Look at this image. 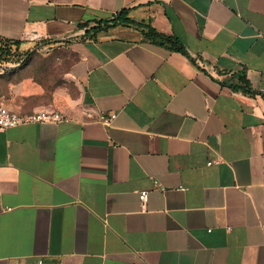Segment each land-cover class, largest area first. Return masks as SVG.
Returning <instances> with one entry per match:
<instances>
[{
	"label": "crops",
	"instance_id": "1",
	"mask_svg": "<svg viewBox=\"0 0 264 264\" xmlns=\"http://www.w3.org/2000/svg\"><path fill=\"white\" fill-rule=\"evenodd\" d=\"M0 40L5 108L66 118L0 132V264H264V0H0Z\"/></svg>",
	"mask_w": 264,
	"mask_h": 264
},
{
	"label": "trees",
	"instance_id": "2",
	"mask_svg": "<svg viewBox=\"0 0 264 264\" xmlns=\"http://www.w3.org/2000/svg\"><path fill=\"white\" fill-rule=\"evenodd\" d=\"M126 12H121L118 14L116 18L110 21H105V22H97V26L92 28L89 32L90 35H96L100 30H105L113 26H117L119 24H128V25H135L138 28L142 29V33L145 37V39L158 44L160 46H164L170 50H175L179 51L182 53H185L184 46L182 43L178 40V38L173 37V36H166L164 34H161L157 32L152 26L146 25V24H140L136 23L129 18H127ZM125 16V17H124ZM31 51H28L26 53H13L11 45L8 42H3L0 40V63H5V64H11V65H16L21 63L24 59H26L27 56H29L26 61L31 57L32 54H30ZM246 91L251 92L249 89L248 85L245 88Z\"/></svg>",
	"mask_w": 264,
	"mask_h": 264
},
{
	"label": "built area",
	"instance_id": "3",
	"mask_svg": "<svg viewBox=\"0 0 264 264\" xmlns=\"http://www.w3.org/2000/svg\"><path fill=\"white\" fill-rule=\"evenodd\" d=\"M28 39L33 42H40L45 39L42 35L38 33L28 34ZM117 118L115 113H103L99 116V122L110 126L111 123ZM66 121V118L55 112V111H42L36 112L29 116H21L16 113H12L5 108V106L0 102V132H5L7 130L33 125V124H59ZM214 162L211 161L208 165H212ZM158 186L157 183H155ZM150 193L147 190H144L139 193V200L142 205V208H145L149 202ZM39 264H42L41 262Z\"/></svg>",
	"mask_w": 264,
	"mask_h": 264
},
{
	"label": "water",
	"instance_id": "4",
	"mask_svg": "<svg viewBox=\"0 0 264 264\" xmlns=\"http://www.w3.org/2000/svg\"><path fill=\"white\" fill-rule=\"evenodd\" d=\"M35 51H36V50L31 51V53H33V52H35ZM31 53H30V54H31ZM28 57H29V56H27L26 59H27Z\"/></svg>",
	"mask_w": 264,
	"mask_h": 264
},
{
	"label": "rangeland",
	"instance_id": "5",
	"mask_svg": "<svg viewBox=\"0 0 264 264\" xmlns=\"http://www.w3.org/2000/svg\"><path fill=\"white\" fill-rule=\"evenodd\" d=\"M24 45H27V43H24Z\"/></svg>",
	"mask_w": 264,
	"mask_h": 264
}]
</instances>
